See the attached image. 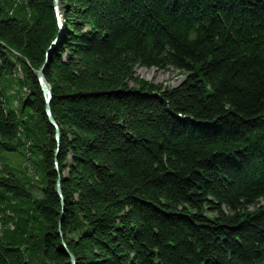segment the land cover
Returning a JSON list of instances; mask_svg holds the SVG:
<instances>
[{"label":"trees","instance_id":"obj_1","mask_svg":"<svg viewBox=\"0 0 264 264\" xmlns=\"http://www.w3.org/2000/svg\"><path fill=\"white\" fill-rule=\"evenodd\" d=\"M58 6L0 0V264H264V0Z\"/></svg>","mask_w":264,"mask_h":264},{"label":"rangeland","instance_id":"obj_2","mask_svg":"<svg viewBox=\"0 0 264 264\" xmlns=\"http://www.w3.org/2000/svg\"><path fill=\"white\" fill-rule=\"evenodd\" d=\"M8 1L10 2V0ZM2 4L5 5V2L2 1ZM135 74L144 80L150 81L155 84H162V86L165 87H175L183 79V75L174 68H169L166 71H157L155 69H144L136 67ZM10 159L14 173L20 175L22 163L24 162L23 156L20 153H13L10 155ZM39 178L41 181L40 186L44 187V174L41 169L39 170Z\"/></svg>","mask_w":264,"mask_h":264},{"label":"water","instance_id":"obj_3","mask_svg":"<svg viewBox=\"0 0 264 264\" xmlns=\"http://www.w3.org/2000/svg\"><path fill=\"white\" fill-rule=\"evenodd\" d=\"M52 4H53V9L55 12V15L57 16V21L58 24L60 23L59 20V6H58V0H52ZM55 44V41L51 44V47ZM50 47V48H51ZM47 59V58H46ZM46 64V61L44 62V64L35 72L36 73V80L37 83L40 87V90L42 92L43 98H44V114L47 118L48 123L54 128L55 133H54V140L56 143H58L59 140V130L51 116V111H50V101H51V90L50 87L48 85V83L45 81L44 77H43V70H44V66ZM57 153V149L55 150V154ZM56 173L58 174L59 172L56 170ZM55 191L56 194L60 197V201L62 203V199H61V191H60V179L59 177L56 180L55 183ZM60 224V222H59ZM58 235L61 236L60 233V228H58ZM62 250L64 252V254L66 255V257L69 259V263L70 264H75V260L73 255H71V253L65 248V245L62 243Z\"/></svg>","mask_w":264,"mask_h":264},{"label":"bare ground","instance_id":"obj_4","mask_svg":"<svg viewBox=\"0 0 264 264\" xmlns=\"http://www.w3.org/2000/svg\"><path fill=\"white\" fill-rule=\"evenodd\" d=\"M56 17V20H57V16H55Z\"/></svg>","mask_w":264,"mask_h":264}]
</instances>
